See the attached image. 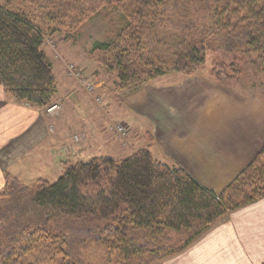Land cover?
<instances>
[{
  "label": "trees",
  "instance_id": "16d2710c",
  "mask_svg": "<svg viewBox=\"0 0 264 264\" xmlns=\"http://www.w3.org/2000/svg\"><path fill=\"white\" fill-rule=\"evenodd\" d=\"M102 9L121 10L125 18L110 41L96 42L90 52L99 68L115 75L118 92L170 72L192 76L206 65L208 51L255 54V67L264 66V0H0L5 92L39 108L55 103L58 81L44 38L60 33L71 40ZM217 70L218 77L226 71ZM37 184L21 200V190L29 187L6 175L0 264H161L264 195V150L221 194L184 168L155 159L149 148L123 160L100 155L66 163L56 182ZM90 185L92 191H85ZM28 207L43 208L48 219L88 224L54 236L45 223L20 219ZM93 247L98 258L86 263Z\"/></svg>",
  "mask_w": 264,
  "mask_h": 264
},
{
  "label": "crops",
  "instance_id": "0c3cea01",
  "mask_svg": "<svg viewBox=\"0 0 264 264\" xmlns=\"http://www.w3.org/2000/svg\"><path fill=\"white\" fill-rule=\"evenodd\" d=\"M55 101L62 106L58 114L18 102L5 92L0 77V192L7 173L31 185L50 181L46 169L59 165L63 166L60 175L64 172L59 154L65 152V132L55 127L54 119H60L68 100ZM124 101L139 118L138 138L146 135L139 148H149L155 159L184 168L217 194L264 150V100ZM91 111L88 106L86 117L92 116ZM36 169V177L23 180L29 170ZM263 263L264 195L233 210L192 245L161 262Z\"/></svg>",
  "mask_w": 264,
  "mask_h": 264
},
{
  "label": "rangeland",
  "instance_id": "374dc122",
  "mask_svg": "<svg viewBox=\"0 0 264 264\" xmlns=\"http://www.w3.org/2000/svg\"><path fill=\"white\" fill-rule=\"evenodd\" d=\"M124 20L121 10L102 9L87 19L72 34L71 40L65 39L64 34L60 33L46 35L44 38V49L58 81L56 100H68V106L60 119H54L55 127L65 132V152L59 154L64 164L88 161L100 155L123 160L143 145L146 135L141 139L137 136L140 129L137 113L124 100H264V66L255 67L256 55L248 56L225 50L208 51L206 65L192 76L170 72L142 84L136 90L118 92L115 75L99 68L90 52L96 42L110 41L111 31L122 27ZM214 67L218 69L217 72L226 71L218 77ZM234 69L241 70V73H234ZM65 78L73 82L75 87L72 88ZM87 82L92 83L93 90H87ZM72 93L79 100L78 104L71 101L74 100L72 97H68ZM49 106L45 108L46 112ZM88 106L92 108L91 117H86ZM120 124L126 127V135L117 130ZM62 167L57 165L55 170L46 169L45 177L56 182ZM36 171L38 169L29 170L23 180L28 182L36 177ZM27 186L28 190H21V200L30 198V193L39 187L38 184ZM93 188L90 185L84 190L92 191ZM13 205L12 202L11 207ZM46 213L43 208L36 211L28 207L22 210L20 219L43 226L45 223V228L54 236L88 224L86 220H68L59 216L48 219ZM85 257L88 260L86 263L94 262L98 258L96 248L87 251Z\"/></svg>",
  "mask_w": 264,
  "mask_h": 264
},
{
  "label": "built area",
  "instance_id": "2783aa9c",
  "mask_svg": "<svg viewBox=\"0 0 264 264\" xmlns=\"http://www.w3.org/2000/svg\"><path fill=\"white\" fill-rule=\"evenodd\" d=\"M85 87L87 88V90H93V85H92V83H90V82H87L86 84H85ZM62 110V106H61V104L60 103H53V104H51L49 107H48V109H47V111H48V113H52V114H54V112H56L57 114L60 112ZM117 130L122 134V135H126V132H127V130H126V127L124 126V125H122V124H120V125H118L117 126Z\"/></svg>",
  "mask_w": 264,
  "mask_h": 264
},
{
  "label": "water",
  "instance_id": "95a60500",
  "mask_svg": "<svg viewBox=\"0 0 264 264\" xmlns=\"http://www.w3.org/2000/svg\"><path fill=\"white\" fill-rule=\"evenodd\" d=\"M72 98H73L74 100H77V99L75 98V96H72Z\"/></svg>",
  "mask_w": 264,
  "mask_h": 264
}]
</instances>
